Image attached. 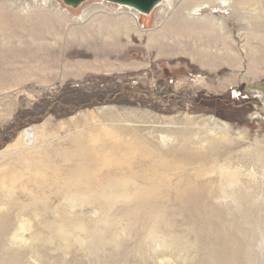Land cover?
I'll return each instance as SVG.
<instances>
[{"label": "rangeland", "instance_id": "rangeland-1", "mask_svg": "<svg viewBox=\"0 0 264 264\" xmlns=\"http://www.w3.org/2000/svg\"><path fill=\"white\" fill-rule=\"evenodd\" d=\"M36 1L0 0V264H264V65L148 49L173 44L156 11L127 37L102 24L126 9Z\"/></svg>", "mask_w": 264, "mask_h": 264}, {"label": "bare ground", "instance_id": "bare-ground-1", "mask_svg": "<svg viewBox=\"0 0 264 264\" xmlns=\"http://www.w3.org/2000/svg\"><path fill=\"white\" fill-rule=\"evenodd\" d=\"M181 1L182 0H168L155 9L157 22L161 19L166 21L164 31L166 30V32L173 37V44L163 42L164 34L159 36L158 34L152 33L145 37L148 49L155 48L159 51V54H186L200 68H205L209 71L218 70L222 65H226L231 72H233L234 68L237 66L238 57L240 55L250 58L254 69H258L259 67L261 69L263 68L264 47H260V44L264 43V12H262L264 11V2L261 0ZM33 2L37 4L36 0H33ZM38 4L40 6H45L46 2L43 1ZM252 7H257L260 12L253 16V13L248 12ZM120 10L121 9H119V11ZM221 10L226 12V16L224 18L215 17L214 15ZM88 14L90 13L85 10L79 17L73 18V21L84 23L86 22L84 19L88 16ZM120 14L121 13H118L117 15ZM122 14L121 18H119L120 20H117L116 22H105L102 24L115 31H119L124 36L128 37L130 33L134 34L138 30V14L131 10H127ZM108 15L109 14H107V16ZM252 20L261 21L257 22L255 25V23H251ZM227 22L234 23L232 25L231 33L237 34L238 38H235L234 35L235 40L241 41L242 39L245 41L244 45L247 47H242L243 50L237 49L231 36H228L230 35L229 31L224 32L226 30L224 26ZM56 24L57 16L53 17L44 15V17L41 18V24H39V26L41 25L46 28H53ZM100 25L101 21L99 22V26ZM253 43H257L258 45L256 49L254 48V50L252 49L254 46ZM251 44L253 45L252 48ZM254 47H256V44ZM37 70L39 73H42L44 71V67L39 65L37 66ZM73 73L71 72L70 74ZM102 110L108 111L110 109L102 108ZM198 119L200 118H183L181 121L187 128L199 124H209L216 128V123L212 118ZM161 139L163 138L161 137ZM28 140L29 137L27 131L20 133L17 138V141L21 144H24V142H27ZM126 149L127 151L135 149L141 150V148L134 147L132 144L127 146ZM165 168V171L169 172L172 167ZM107 177L105 179H109V177L111 178L112 175L108 174ZM78 179V182L84 183V185L88 186L89 190L91 188L101 187V184H99L98 181L90 183L91 178L88 177V174H81ZM125 181L126 179H124L123 182ZM100 193L105 195L104 191H100ZM103 199H105L104 196Z\"/></svg>", "mask_w": 264, "mask_h": 264}, {"label": "water", "instance_id": "water-1", "mask_svg": "<svg viewBox=\"0 0 264 264\" xmlns=\"http://www.w3.org/2000/svg\"><path fill=\"white\" fill-rule=\"evenodd\" d=\"M165 1L168 0H59L64 8L70 10H76L86 3H102L134 11L142 17H149Z\"/></svg>", "mask_w": 264, "mask_h": 264}, {"label": "flooded vegetation", "instance_id": "flooded-vegetation-1", "mask_svg": "<svg viewBox=\"0 0 264 264\" xmlns=\"http://www.w3.org/2000/svg\"><path fill=\"white\" fill-rule=\"evenodd\" d=\"M140 22H141V18H140Z\"/></svg>", "mask_w": 264, "mask_h": 264}]
</instances>
